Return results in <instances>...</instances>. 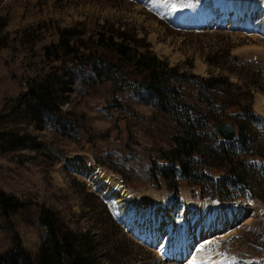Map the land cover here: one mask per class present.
I'll return each mask as SVG.
<instances>
[{
  "label": "rangeland",
  "instance_id": "374dc122",
  "mask_svg": "<svg viewBox=\"0 0 264 264\" xmlns=\"http://www.w3.org/2000/svg\"><path fill=\"white\" fill-rule=\"evenodd\" d=\"M191 1L0 0V192L25 205L9 215L0 210V256L12 252L16 238L38 256L47 235L41 219L51 211L65 231L96 243L99 264H264V29L254 32L264 24V0H256L262 8L243 7L239 14H251L252 26L240 21L230 29L201 24L218 8L216 0ZM102 28L125 33L136 56L149 43L167 73L186 75L169 76L172 96L203 110L215 124L225 116L204 103L198 84L187 78L211 80L213 101L254 111L250 123L235 115L226 121L246 127L248 150L227 145L219 155L222 140L210 129L201 145L215 172L228 169L229 160L242 161L236 167L246 180L242 187L221 186L224 180L217 177L203 180L205 195L219 187L234 197L217 208H243L226 235L207 229L218 220L201 209L210 201L186 187L175 194L177 183L187 185L178 165L171 180L157 175L153 159L172 152L171 138L181 129L156 110L153 95L134 92L121 78L90 80L89 68L81 73L70 63L46 59L45 49L58 43L60 33L88 38ZM55 68L59 78L51 101L63 127L23 97ZM144 194L154 203L139 209L143 203L136 205L135 195ZM170 198L186 207L173 202L168 210Z\"/></svg>",
  "mask_w": 264,
  "mask_h": 264
},
{
  "label": "trees",
  "instance_id": "16d2710c",
  "mask_svg": "<svg viewBox=\"0 0 264 264\" xmlns=\"http://www.w3.org/2000/svg\"><path fill=\"white\" fill-rule=\"evenodd\" d=\"M186 1L190 2V0ZM144 41L146 42V39ZM150 49L151 45L146 43L144 53L136 56L133 54V46L125 33L120 34L114 30L105 31L102 28L96 35L88 38H83L81 35H68L65 32L60 33L58 43L45 49V57L48 61L57 62L61 65L70 63L81 73L89 68L93 72V75L88 77L90 80L105 82L115 77L121 78L122 82L134 92L145 91L153 95L156 110H160L171 117L181 129V133L171 138L172 152L158 158L159 160L153 159L155 160L154 165L160 166L157 175L171 180L170 175L174 177L175 168L178 165V172L187 180V185L182 186V183H177L174 189L176 195L180 193L182 187H186L194 195H199L211 202L232 201L234 197L228 194V189L214 187L208 195H205L203 180L207 181L208 178L217 177L219 180H224V182L221 181V186L242 187L246 182L245 177L236 171V167L242 164V161L239 159L229 160L228 169L216 172L212 165L207 164L206 154L201 152V145L209 137V129L212 130V135L219 138L212 128L214 122L203 110H197L191 105L181 102L176 95L172 96L176 91L169 86V76L176 71L171 69L173 73H167L166 63L153 55ZM184 76L186 75L176 72L175 77L186 78ZM44 78L40 87H31L30 85L28 93H25L23 97H26L30 102H37L43 110L50 113V118L54 123L63 127L60 110L56 103L51 101L54 93V80L59 78L57 68ZM83 78L87 80L86 76ZM188 79L198 84L204 103L221 110V114L225 116L223 122L229 120L233 115L240 118L244 117L247 123L256 119L251 108L240 107L233 103L227 105L224 101L219 100L213 101L209 92L215 88V84L211 80L209 82L195 76ZM231 108L235 110L233 113H229ZM237 127V138L230 144L222 140L223 144L217 150L219 155L227 150V145L235 144L233 145L235 151L249 149L248 144L251 139L243 134L246 127L239 125ZM152 182V186H158L155 184V180ZM129 190L135 192L132 189ZM24 208L25 205L15 197L6 196L0 192V210L5 215ZM41 224L46 227L47 235L41 244L38 256L32 257L28 254L22 248L19 239L16 238L12 252L0 256V264H99L96 262L95 256L96 243L86 235H77L72 231H65L55 213L47 212L41 219Z\"/></svg>",
  "mask_w": 264,
  "mask_h": 264
},
{
  "label": "bare ground",
  "instance_id": "6f19581e",
  "mask_svg": "<svg viewBox=\"0 0 264 264\" xmlns=\"http://www.w3.org/2000/svg\"><path fill=\"white\" fill-rule=\"evenodd\" d=\"M216 2L219 5L218 8L216 9V11L213 10L214 12H211V13L207 14L206 16H203V18L201 19L202 26L203 25L209 26L210 24H213V26L216 25V27L218 26V28L225 26V27H227V29H230L236 23L241 21V25H243V26L246 25V27H248V26L250 27L253 24V17L251 14H246L243 16V19H242V17L240 19L239 14L243 12L242 8L243 7L247 8L250 11V9H254L255 7L262 8V6H263L262 4H258V2L256 0H216ZM259 15H257V16H259ZM260 28H262V29H260ZM263 29H264V24L260 25V26L259 25L254 26V32H262ZM261 103H262V106L261 105L260 106H261V108L264 109V104H263L264 102H261ZM135 201H136L135 202L136 205L138 204V202L143 203L142 205H137L140 209L141 207L142 208L146 207L148 203L149 204L151 203V205H152V203H154V198L151 197V195H149V194H144L142 199L135 195ZM217 206L218 205H214V204H212L211 207L206 206V205L201 206V209H203L204 212L209 210V211H211V215L213 217H217V219H218L216 224L214 223L215 224L214 226H210V228H207V229L213 230V231L219 230L218 233H220V235H226L227 230L229 229L227 227L228 224L232 225L233 223H235L234 222L235 219H237V217L241 214L240 212L242 211L243 208L240 209L239 206H237V207L236 206H229V207H225V208H217ZM185 207L186 206H182V208H185ZM187 238H186V240H187ZM187 242H188V240H187ZM183 243H185V242H183ZM177 257L181 258V255L177 254L176 258Z\"/></svg>",
  "mask_w": 264,
  "mask_h": 264
},
{
  "label": "water",
  "instance_id": "95a60500",
  "mask_svg": "<svg viewBox=\"0 0 264 264\" xmlns=\"http://www.w3.org/2000/svg\"><path fill=\"white\" fill-rule=\"evenodd\" d=\"M217 134L225 141H233L237 137V126L233 122H224L222 124H212Z\"/></svg>",
  "mask_w": 264,
  "mask_h": 264
},
{
  "label": "snow or ice",
  "instance_id": "6c2138e0",
  "mask_svg": "<svg viewBox=\"0 0 264 264\" xmlns=\"http://www.w3.org/2000/svg\"><path fill=\"white\" fill-rule=\"evenodd\" d=\"M173 7H175V5H173Z\"/></svg>",
  "mask_w": 264,
  "mask_h": 264
}]
</instances>
